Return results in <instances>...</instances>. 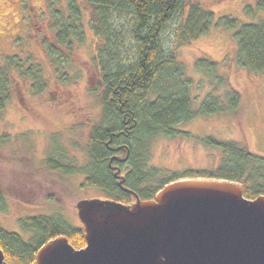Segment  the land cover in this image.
I'll return each mask as SVG.
<instances>
[{"label": "trees", "instance_id": "16d2710c", "mask_svg": "<svg viewBox=\"0 0 264 264\" xmlns=\"http://www.w3.org/2000/svg\"><path fill=\"white\" fill-rule=\"evenodd\" d=\"M43 1L45 10L32 14L30 26L56 83L68 80L65 65L76 60V41H82L85 26L90 27L95 51L82 63L88 75L87 89L99 102L100 115L88 126L89 161L83 166L79 167L76 159L69 157L68 149L58 143L47 149L42 160L28 155V162L19 158L15 161L0 149V211L7 208L8 192L28 202L39 199L62 204L67 185L56 173L84 172L79 187L95 186L103 196L130 201L132 193L118 183L108 164L112 149L121 143L130 150L127 162H116L124 164L123 184L142 197H152L172 178L196 174L239 180L249 197L264 193V157L250 151L246 141L204 137L222 153L212 168L164 174L149 162L151 139L160 134L176 136L182 131L180 124L193 117L230 113L241 119V92L218 61L208 56H198L194 61L195 69L210 85L194 106L189 92L192 77L185 73L178 48L215 25L233 31L240 65L248 71L264 72V19L241 22L230 14L216 18L199 0ZM263 2L257 0L260 9ZM177 14L173 45L166 50L161 33ZM22 60L23 56L14 53L0 64V109L12 97L18 76L32 77L31 87L36 93L44 90L48 79L43 77L40 65H34V70L30 62L24 69ZM18 221L27 237L0 223V247L11 264H37L39 246L60 233L76 247L86 243L82 223L70 222L59 207L51 213L20 216Z\"/></svg>", "mask_w": 264, "mask_h": 264}, {"label": "rangeland", "instance_id": "374dc122", "mask_svg": "<svg viewBox=\"0 0 264 264\" xmlns=\"http://www.w3.org/2000/svg\"><path fill=\"white\" fill-rule=\"evenodd\" d=\"M199 1L213 11L216 18L230 14L241 22L264 19V2L260 9L257 0ZM44 8L43 0H0V64L6 56L19 53L24 59V69L33 62L31 67L35 70L34 65H40L43 77L48 79L44 90L36 93L31 87L32 77H17L12 97L0 109V149L15 161L19 158L28 162V155H36L42 160L47 149L58 143L68 149L69 157L75 158L80 167L89 161L88 126L100 115L99 102L87 89L88 75L82 63L94 53L95 37L90 27L85 26L84 39L76 41V60L65 65L68 80L56 83L51 66L30 26L32 14H41ZM178 21L177 14L161 33L166 50L173 45ZM236 52L237 41L233 31L215 25L207 33L178 48V57L185 64V73L192 77L189 92L194 106L210 89L208 80L195 69L194 61L198 56H208L218 61L220 68L229 74L231 84L241 92L242 110L241 119L230 113L199 115L180 124L182 131L176 136L160 134L152 138L149 162L164 174L217 165L222 153L220 148L205 142L204 137L208 135L218 139L246 141L250 151L264 157V72L248 71L238 63ZM29 55L31 60L28 59ZM55 175L62 177L67 185L61 195L62 204L39 199L28 202L26 198L21 199L8 192L7 208L0 211V223L27 237L18 217L51 213L56 207L70 222L80 223L76 201L86 196H103L102 190L95 186L79 187L84 172Z\"/></svg>", "mask_w": 264, "mask_h": 264}, {"label": "water", "instance_id": "95a60500", "mask_svg": "<svg viewBox=\"0 0 264 264\" xmlns=\"http://www.w3.org/2000/svg\"><path fill=\"white\" fill-rule=\"evenodd\" d=\"M86 196L76 201L86 243L64 233L36 252L37 264H264V193L244 194L241 181L180 175L152 197ZM0 264H11L0 247Z\"/></svg>", "mask_w": 264, "mask_h": 264}, {"label": "flooded vegetation", "instance_id": "af4514ba", "mask_svg": "<svg viewBox=\"0 0 264 264\" xmlns=\"http://www.w3.org/2000/svg\"><path fill=\"white\" fill-rule=\"evenodd\" d=\"M129 146H127V144L125 143H121V145L114 147L112 149V153L109 157L108 160V164L109 166L113 169L114 171V175H115V171L117 168H119V173L122 174L125 178V173H124V164L123 165H119L116 162H120V163H125L127 162V157L129 155ZM116 176V175H115ZM117 180L119 181V177L116 176ZM119 183V182H118ZM123 184V183H122ZM123 186H125L123 184ZM126 190V189H125ZM128 191V190H127ZM130 192V191H129ZM138 193V192H137ZM134 198V195L132 194V198L131 200Z\"/></svg>", "mask_w": 264, "mask_h": 264}]
</instances>
